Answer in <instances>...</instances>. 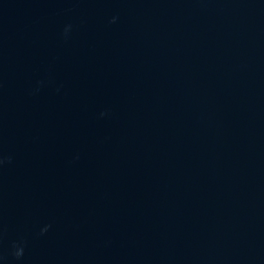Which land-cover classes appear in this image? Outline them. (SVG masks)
<instances>
[{
	"label": "water",
	"instance_id": "1",
	"mask_svg": "<svg viewBox=\"0 0 264 264\" xmlns=\"http://www.w3.org/2000/svg\"><path fill=\"white\" fill-rule=\"evenodd\" d=\"M0 264H264V0H0Z\"/></svg>",
	"mask_w": 264,
	"mask_h": 264
}]
</instances>
